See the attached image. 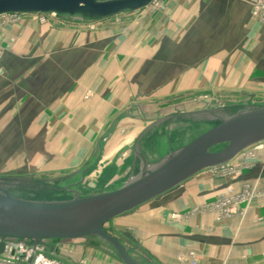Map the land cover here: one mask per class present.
<instances>
[{"label":"crops","instance_id":"1","mask_svg":"<svg viewBox=\"0 0 264 264\" xmlns=\"http://www.w3.org/2000/svg\"><path fill=\"white\" fill-rule=\"evenodd\" d=\"M252 1L171 0L168 12L157 14L147 26L154 40H159L156 52L160 57L163 55L160 68L170 71L169 83L162 86L179 85L177 71L181 69L185 71L180 75L183 87L195 83L220 91H235L249 101L264 94V24L253 17ZM60 20L41 24L32 18L6 27L7 51L0 61V102L4 97L12 102L18 95L22 96L20 99L25 104L20 112L30 118L99 120L89 127L79 121L74 125L66 121L43 125L41 131L47 133L92 136L110 118H114L109 129L113 131L118 120L153 114L157 121L152 126L161 125L163 115L160 108L155 112L156 103L177 98L159 96L160 100H153L144 89L138 88L127 107L129 82L126 76L116 74L121 67L128 69L126 56L130 48L113 49L116 33L106 31L101 35L105 41H111L102 50L95 45L97 36L85 31V20ZM105 50L110 60L97 65L98 53ZM184 55L186 59H182ZM98 66L107 67L109 72L105 75L97 72ZM86 69L93 71L90 73V77L95 76L91 78L93 83H83ZM83 86L90 87L94 93V99L86 103H83ZM240 108L244 107L226 109L236 112ZM14 110L6 113L0 108V117L17 118ZM181 114L187 118L193 116L192 112ZM29 123L24 126L25 132L33 128ZM12 128L16 133L17 127ZM75 137L70 138L77 148L70 149L73 160L68 167L78 168L89 147L87 141ZM246 150H252L254 156L246 158L242 153L229 162L246 166L235 176L218 175L211 169L201 171L171 192L113 220L114 230L110 233L117 237L130 233L138 243L132 249L142 251L144 262L148 263L191 264L180 261V257L193 251L199 264H264V142ZM86 164L83 162L82 167ZM229 187L237 194L244 189L249 193L235 215L220 219L214 209L203 210L225 195ZM123 244L131 243L123 240Z\"/></svg>","mask_w":264,"mask_h":264},{"label":"rangeland","instance_id":"2","mask_svg":"<svg viewBox=\"0 0 264 264\" xmlns=\"http://www.w3.org/2000/svg\"><path fill=\"white\" fill-rule=\"evenodd\" d=\"M170 1L154 0L148 7L137 10L133 14L121 13L107 19L84 22L87 23L85 31L97 36L95 45L99 49L104 50L106 46L111 45V41H105L101 37L106 31L116 33L111 45L114 50L130 48L126 56L129 57L128 69L121 67L116 74L118 77L126 76V81L129 82L130 100L127 102V107L133 102L131 100L134 99L138 88L144 89L147 96H151L150 99L153 100H158L159 96L160 98H177L174 101L156 103L155 112L157 113V109L160 108L163 115L161 125L156 128L152 126L154 121H157V117L153 114L151 117L118 120L114 130L109 131L114 120L110 118L102 129L92 136L84 133L75 135L83 142L87 141L89 149L83 159V162L87 164L82 167V162L78 164V168H73L68 165L73 160V153L70 149L77 148L76 142L73 143L70 140L75 136L42 132L41 127L57 125L62 121L74 125L79 120L26 117L20 112L25 104V100L20 99L22 96L18 95L12 102L8 99L9 97H4V101L0 102V108L5 109L6 113L15 109L14 111L18 114L17 118L3 115L0 117V180L10 184V186L0 187L10 196L31 201L63 202L72 200L75 195L88 197L115 191L122 188L130 178L138 175L144 163L148 167L153 166L170 152L177 151L199 138L211 128L212 124L218 122L219 117L235 112L233 109L232 112L226 110L224 113L223 110L226 108L246 107L249 104L254 106L259 102H264V94L249 101V98L240 97L235 91L225 92L217 90L216 87L196 86L195 83L192 87H183L180 85L182 82L180 75L185 71L181 69L177 71L179 85L162 86L164 82L169 83L170 71L163 67L160 68L159 62L163 55L160 57L156 52L159 40H154L152 30L147 26L153 23L157 14L168 12ZM32 18L41 24H50L54 21H61L60 19L68 20L63 17L50 16L47 18V23H42L39 14H22L19 23L22 24ZM6 51L4 48V54ZM108 54L106 50L98 53L97 65L101 62H108L110 60L107 57ZM182 59H186V56L184 55ZM97 68V72L104 73V75L109 72L105 66ZM91 72L93 71L89 69L83 70L84 84L93 83L91 78L95 76L90 77ZM89 88L83 86V103L94 99L93 90ZM262 89L264 91V85ZM216 95L217 98H215ZM25 98L23 96V99ZM36 98L38 96L35 95ZM220 98L225 100H220ZM151 103L154 104V102ZM186 112H192L193 116L188 118L181 116V113ZM172 115L175 116L170 117ZM97 121L99 120L82 118L79 122L89 127L92 124H98L94 123ZM28 122L33 128L30 127L25 132L24 126ZM13 126L17 127L16 133L13 132ZM251 151L245 150L242 153L246 154V158H252L254 154ZM228 165L225 177L235 176L246 167L230 163ZM112 223L111 221L106 224L105 229L108 233L114 230ZM125 247L132 249L134 245L127 244ZM63 254L73 262L83 260L87 264H124L113 247L98 238L71 244L64 249ZM131 256L136 260L144 261L145 259L142 251L133 250Z\"/></svg>","mask_w":264,"mask_h":264},{"label":"water","instance_id":"3","mask_svg":"<svg viewBox=\"0 0 264 264\" xmlns=\"http://www.w3.org/2000/svg\"><path fill=\"white\" fill-rule=\"evenodd\" d=\"M153 1L0 0V16L56 14L67 19L96 21L144 9ZM262 142L264 105L247 106L219 117L199 138L170 152L153 166L144 163L138 175L112 192L88 197L75 195L63 202H40L10 196L1 188L10 184L0 180V238L67 244L98 238L112 246L124 264H153L131 256L134 249L126 248L123 240L136 247L138 243L130 233L113 236L106 231V224L171 192L201 171L228 164L249 147ZM3 250L1 243L0 253Z\"/></svg>","mask_w":264,"mask_h":264},{"label":"built area","instance_id":"4","mask_svg":"<svg viewBox=\"0 0 264 264\" xmlns=\"http://www.w3.org/2000/svg\"><path fill=\"white\" fill-rule=\"evenodd\" d=\"M39 15L42 23H47V18L50 16L59 17L56 14ZM252 15L257 21L264 24V0L252 1ZM21 16L22 14L0 16V61L4 55V46L7 42L5 29L9 25L18 24ZM228 168L229 165L225 164L212 168L211 171L215 174L226 176ZM248 197L249 193L247 189L237 194L232 187H229L225 195H222L213 205L206 206L203 210L214 209L219 213L220 219L231 217L237 213L238 206L248 199ZM1 243L4 244V250L0 253V264H87L83 260L73 262L68 256L63 254L64 249L71 245L67 243L47 240L34 242L31 240L0 238ZM180 261L199 264L198 256L193 251L188 252L186 256L180 257Z\"/></svg>","mask_w":264,"mask_h":264}]
</instances>
